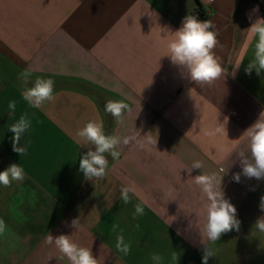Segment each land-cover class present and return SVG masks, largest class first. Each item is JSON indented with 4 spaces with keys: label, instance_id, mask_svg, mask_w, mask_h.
<instances>
[{
    "label": "crops",
    "instance_id": "obj_1",
    "mask_svg": "<svg viewBox=\"0 0 264 264\" xmlns=\"http://www.w3.org/2000/svg\"><path fill=\"white\" fill-rule=\"evenodd\" d=\"M198 7L214 25L213 51L225 69L212 84L191 81L167 56L171 32ZM250 16L264 17V0H0V171L19 163L26 174L0 185V264H70L45 243L49 234L70 235L98 264H157L153 253L162 256L159 264H202L208 201L194 182L202 173L221 178L240 221L239 231L209 245L215 257L208 264H264V234L253 229L264 216V180L243 176L238 155L248 151L245 132L264 112V74L244 71L255 43ZM25 70L32 81H55L53 102L28 106L17 79ZM108 100L127 104L121 123L105 112ZM25 112L32 123L20 157L8 128ZM97 118L106 134L129 143L120 144L116 160L106 154L105 177L90 181L79 171L88 148L76 132ZM195 161L203 168L189 174ZM130 184L136 192L125 204L121 189ZM137 203L144 215L134 219ZM121 230L128 255L115 247Z\"/></svg>",
    "mask_w": 264,
    "mask_h": 264
},
{
    "label": "clouds",
    "instance_id": "obj_2",
    "mask_svg": "<svg viewBox=\"0 0 264 264\" xmlns=\"http://www.w3.org/2000/svg\"><path fill=\"white\" fill-rule=\"evenodd\" d=\"M258 6L252 9L253 13H258ZM252 20V17H249ZM214 28L212 21L199 20L195 16L187 15L182 26L172 33L167 48V56L174 65L186 70L187 76L191 81L197 84H212L214 81L225 75V69L222 67L218 58L214 54V48L218 44L217 33L211 29ZM255 39L252 59L249 60L244 71L251 75L255 70L257 75L264 74V17L257 16L251 22L249 28ZM243 59H239L233 64L232 75L238 72ZM31 70H25L18 74L17 79L21 81L22 99L30 108L40 109L45 102H53L55 100L54 85L55 81L51 78H43L37 76L32 81ZM31 81L32 86L29 87ZM16 101L12 100L8 103L10 113L16 110ZM127 104L120 100H108L105 103V112L111 114L117 123H121ZM31 119L28 113H23L8 128L14 135L12 140V150L19 154L20 157L27 154V145H21V140L25 133L31 128ZM227 123V118H225ZM249 138L248 151H240V165L242 174L246 178L264 180V112L260 114L259 119L254 122L245 132ZM78 142L81 146L87 147L88 150L79 160V171L83 173L85 180L93 181L94 179H102L105 177L109 161L107 155L116 160L120 153L118 148L121 143L128 144L129 138H121L116 135L106 134L104 130V122L102 119L89 120L82 128L76 132ZM30 144V141L28 142ZM248 153V155H246ZM203 164L195 161L190 168H187L189 174L193 169H202ZM25 171L19 163L10 164L5 170L0 171V185L10 187L12 182H23L25 179ZM241 173H236L233 179L239 182ZM195 184L199 187L200 194L208 201L206 205V223L203 233L209 245H214L220 240L221 235L232 230H240V221L237 218V209L225 198L221 188V178L217 181L214 175L199 174L194 177ZM134 184L123 187L121 189L120 199L125 204L130 202L129 193H135ZM133 218L144 215V206L137 203L135 206ZM260 210L264 212V196L260 198ZM71 225L75 228L79 225V219H73ZM139 227V225H137ZM119 228L116 223L112 224V231L115 232ZM253 229L264 234V216L257 218L253 225ZM6 230L5 222L0 219V236ZM48 245L54 244L55 247L70 261V264H98L97 258L94 257L92 250L82 247L75 243L70 235L60 234L53 237L49 234L45 238ZM209 245H205L202 253V264H208L211 257H215V250ZM116 250L128 255L130 253V244L125 243L121 234L117 236ZM151 259L157 264L163 259L158 253H153ZM171 260L177 261L178 256L175 251L171 254Z\"/></svg>",
    "mask_w": 264,
    "mask_h": 264
},
{
    "label": "trees",
    "instance_id": "obj_3",
    "mask_svg": "<svg viewBox=\"0 0 264 264\" xmlns=\"http://www.w3.org/2000/svg\"><path fill=\"white\" fill-rule=\"evenodd\" d=\"M198 9L200 10V12H199V17L200 18H198V19L201 20V21L207 20L206 17H205V15H204V13L202 12L201 7H198Z\"/></svg>",
    "mask_w": 264,
    "mask_h": 264
},
{
    "label": "built area",
    "instance_id": "obj_4",
    "mask_svg": "<svg viewBox=\"0 0 264 264\" xmlns=\"http://www.w3.org/2000/svg\"><path fill=\"white\" fill-rule=\"evenodd\" d=\"M199 12H200V10L197 8V9L194 11L193 16H195V17H197V18H200V17H199Z\"/></svg>",
    "mask_w": 264,
    "mask_h": 264
}]
</instances>
